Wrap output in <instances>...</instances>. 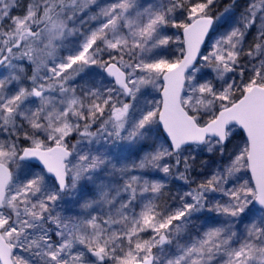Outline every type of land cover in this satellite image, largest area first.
<instances>
[{"label": "snow or ice", "instance_id": "snow-or-ice-1", "mask_svg": "<svg viewBox=\"0 0 264 264\" xmlns=\"http://www.w3.org/2000/svg\"><path fill=\"white\" fill-rule=\"evenodd\" d=\"M0 264H264V0H0Z\"/></svg>", "mask_w": 264, "mask_h": 264}]
</instances>
